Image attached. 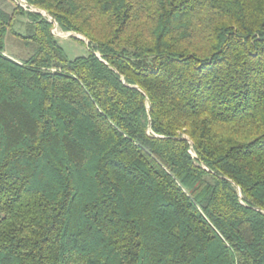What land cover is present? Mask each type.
<instances>
[{
	"label": "trees",
	"instance_id": "trees-1",
	"mask_svg": "<svg viewBox=\"0 0 264 264\" xmlns=\"http://www.w3.org/2000/svg\"><path fill=\"white\" fill-rule=\"evenodd\" d=\"M25 1L89 54L0 6V264H264V0Z\"/></svg>",
	"mask_w": 264,
	"mask_h": 264
},
{
	"label": "rangeland",
	"instance_id": "rangeland-1",
	"mask_svg": "<svg viewBox=\"0 0 264 264\" xmlns=\"http://www.w3.org/2000/svg\"><path fill=\"white\" fill-rule=\"evenodd\" d=\"M15 5H20L23 7L25 11H32V12H40L44 17H49V15L43 11H39L34 8H30L25 0H0V6L9 14L13 12V9L15 8ZM28 22V19L23 16H15L14 19V26L13 31L16 34H20L22 36H26V23ZM54 36H60L58 38V43L61 46V48L64 50L66 55L70 60H74L76 58L80 57H87L89 54V48L87 44V39L83 36L81 39L75 35L70 36L73 33H65L61 29L58 28V25L56 28L53 29ZM5 54L12 58L15 61L22 62L24 60L29 59L33 51L31 48L24 47L19 39H17L15 36L11 34H7L5 39Z\"/></svg>",
	"mask_w": 264,
	"mask_h": 264
},
{
	"label": "water",
	"instance_id": "water-1",
	"mask_svg": "<svg viewBox=\"0 0 264 264\" xmlns=\"http://www.w3.org/2000/svg\"><path fill=\"white\" fill-rule=\"evenodd\" d=\"M37 13H40V12H38V11H36ZM40 14H42V13H40ZM49 20H50V22L51 23H53L54 24V28H56L57 27V23L55 22V20L53 19V18H51V17H49ZM72 35H75V36H77V37H79V38H81V39H84V38H82L80 35H78V34H71L70 36H72ZM56 36V35H55ZM57 38H59L60 36H56ZM84 40H86V39H84ZM89 43V41H87V44Z\"/></svg>",
	"mask_w": 264,
	"mask_h": 264
}]
</instances>
